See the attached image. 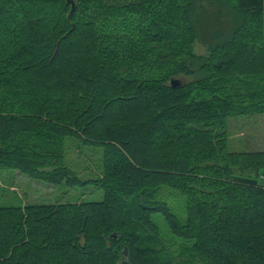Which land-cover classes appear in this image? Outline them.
Instances as JSON below:
<instances>
[{"label": "trees", "instance_id": "trees-1", "mask_svg": "<svg viewBox=\"0 0 264 264\" xmlns=\"http://www.w3.org/2000/svg\"><path fill=\"white\" fill-rule=\"evenodd\" d=\"M74 1L0 0V169L86 184L77 137L104 198L0 206V264H264V149L229 150L264 114V0Z\"/></svg>", "mask_w": 264, "mask_h": 264}, {"label": "rangeland", "instance_id": "rangeland-1", "mask_svg": "<svg viewBox=\"0 0 264 264\" xmlns=\"http://www.w3.org/2000/svg\"><path fill=\"white\" fill-rule=\"evenodd\" d=\"M196 51L205 53L207 45L198 42ZM186 80V79H185ZM229 150L264 149V114L232 117L229 126ZM67 164L76 170L82 180L92 179L86 184L69 186L66 183L54 185L33 179L17 169H0V206H25L57 202L100 201L104 192L94 180L102 171V148L85 144L77 137L69 138L66 150ZM166 190L169 188L164 187ZM171 191V190H170ZM164 191L160 199L166 201L171 210L182 221L186 220V197L178 192ZM160 229L161 238L168 250H179L192 240L176 236L161 212L152 215Z\"/></svg>", "mask_w": 264, "mask_h": 264}, {"label": "water", "instance_id": "water-1", "mask_svg": "<svg viewBox=\"0 0 264 264\" xmlns=\"http://www.w3.org/2000/svg\"><path fill=\"white\" fill-rule=\"evenodd\" d=\"M74 10H75V1L72 0V9H71V12H70V16H71V14H73ZM179 84H180V83H179L178 80H176V79H173V80H172V86H173V87H177V86H179Z\"/></svg>", "mask_w": 264, "mask_h": 264}]
</instances>
